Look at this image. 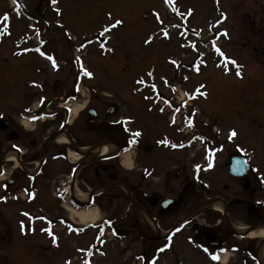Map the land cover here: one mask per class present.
<instances>
[{"label":"flooded vegetation","instance_id":"1","mask_svg":"<svg viewBox=\"0 0 264 264\" xmlns=\"http://www.w3.org/2000/svg\"><path fill=\"white\" fill-rule=\"evenodd\" d=\"M261 26L264 28V19ZM57 39L56 47L50 42L41 49H6L12 57L28 60L21 66L26 74L15 76L9 96L5 98L4 93L0 97V180L9 175L0 185L9 193L12 213L21 224L32 225L36 218L46 216L45 225L48 227L49 221L58 231L52 235L64 238L72 236L73 229H84L73 210L81 212L97 206L102 214L108 208L109 213L98 226L108 222L112 227L107 228H116L118 233L136 232L142 254L148 255L152 249L174 248L173 238L178 234L175 226L182 215H189L180 226L189 240H198L217 253L231 248L239 257L237 264H264V237L248 235L264 227L261 172L250 170L245 177L234 180L224 175V168L239 148L220 144L219 137H207L205 141L210 143L203 150L172 151L158 145L159 130L150 129L147 122L149 116L157 124L153 120L159 117L158 111L134 108L132 122L126 126L121 116L109 117L105 114L107 107L113 106L116 115L121 102L98 89L101 81L96 74L87 80L80 70L81 64L90 70L95 68L96 61L88 58L91 48L82 49L80 43L61 36ZM254 50L264 52V47ZM49 57L57 65H52ZM76 108L79 110L74 114ZM32 117L37 119L32 121ZM195 126L208 134L203 124L196 122ZM135 129L141 132L133 162L137 169L124 167L122 157ZM62 135L68 139L65 144L58 142ZM105 143L115 144L117 151L103 155L100 151ZM212 148L222 157L220 175H211L217 182L203 184L202 179L200 182L199 177H193V156L200 161ZM71 153L78 159L73 160ZM66 189L71 194L75 190L88 193L90 201L82 203L71 198L62 202L54 197L56 191ZM212 200L225 207L222 216L206 205ZM43 204L54 209L37 214L29 207L36 205L41 210ZM22 213H29L30 219ZM232 223L247 224L248 229L241 233ZM210 231L216 233L213 246L207 242Z\"/></svg>","mask_w":264,"mask_h":264},{"label":"rangeland","instance_id":"2","mask_svg":"<svg viewBox=\"0 0 264 264\" xmlns=\"http://www.w3.org/2000/svg\"><path fill=\"white\" fill-rule=\"evenodd\" d=\"M11 1L13 0H0V17L8 15L0 18V97L5 93V98L9 96L14 77L26 74L21 66L28 62L26 57H12L6 49L12 47L15 50L28 46L30 37L36 32L33 30L37 27V22L24 14L29 10L27 0H14L19 6L22 4L23 10L12 8L10 12ZM28 1L35 16L51 21L52 29L49 32L54 38L52 46L56 47V42L59 41L56 24L72 41L90 36L102 37V46L95 44L96 47L101 46V50L96 48L98 52L91 51L88 58L98 63L95 66L100 80L106 77L109 81L105 82L106 86L100 85L102 90L113 96H121L119 99L123 106L118 111V116L132 115L134 107L147 108L144 105L152 104V100L149 102L146 96L152 93L155 86L174 102L181 101L185 96L183 91H186L187 96L195 97L192 110L197 118L222 131L232 129L236 133V140L250 147L255 158L263 159V162L254 161L263 175L264 64H255L254 67V63L247 59L248 53H245L254 52V47H264L262 5L253 0H218L221 12L229 14L227 21L220 24V27L217 25L219 14H216L218 10L213 0H169L175 1L181 12L192 14L189 19L191 25L183 28V31L180 28L182 21L177 15L169 14L163 0H57L58 5L54 10L59 12V17L52 11L53 7L48 0ZM43 9L45 14L41 12ZM117 20L122 23L113 27ZM212 20H216V23H212ZM196 26L202 27V31ZM208 29H212L220 37L225 51L236 55L245 63L242 77L234 76L232 69L220 70L216 67L217 59L213 58L209 45L211 37L204 34ZM106 31L110 35L109 39L102 36ZM201 55H204L203 58H199ZM225 64L226 61L222 63ZM89 66L93 67L92 64ZM195 86L203 87V93L196 94L192 91ZM139 88L136 95L135 89ZM142 98L145 103L142 101L140 104L139 100ZM172 106L176 107L177 104ZM160 116L153 120L157 124L148 116L150 129L161 128V131L176 137V141L181 135L183 141L187 139L182 132L179 131L180 135L174 128L169 130L166 125L162 126ZM197 130L196 132H200L199 126ZM206 130H210V127ZM225 136L226 133H222V141H225ZM158 138L164 137L160 135ZM123 158L128 166L137 169L129 158ZM217 175H220V169ZM224 175L227 176L225 168ZM208 179L213 182L218 180L209 175ZM8 196L9 194H2L0 190V264H61L70 262L71 258L75 260V264H81L78 261L81 256L75 248L87 246L93 240V233L86 235L88 237L72 236L57 242L46 238L45 233H39L42 228L36 231L37 235L34 237L24 236L21 225L16 224L18 219L12 213L13 207L7 201ZM21 207L22 205L18 206ZM29 207L37 211V214L42 210L54 209L45 205L39 207L41 210L36 205ZM15 209L17 210L16 207ZM107 213L108 208L102 211L99 218L105 217ZM122 234L124 233L119 232V238H114L113 243L105 246L106 255L99 257L96 264H145L143 258H138L142 254V245L135 234ZM187 236L180 230L173 238L176 240L174 248L165 247V252L150 250L149 255L157 257L154 264H178V261L184 264H213L208 257H203L198 244L191 242ZM71 248L74 249L72 252ZM125 249L130 251L125 252ZM145 258L149 260L150 257ZM238 259V256H231L229 264H237Z\"/></svg>","mask_w":264,"mask_h":264},{"label":"bare ground","instance_id":"3","mask_svg":"<svg viewBox=\"0 0 264 264\" xmlns=\"http://www.w3.org/2000/svg\"><path fill=\"white\" fill-rule=\"evenodd\" d=\"M78 110H79V108H76L74 114H77ZM61 142L62 143H65L66 142V138L65 137H62ZM109 152H110V146H107V147H105L103 149V154L104 155L105 154H108ZM71 155H72L73 160L78 159V157H76L74 154L71 153ZM129 156L130 155L126 156L125 158H129ZM129 163H130V161H129ZM73 214L81 222H86L87 220H90V219L97 220V218H98V212H97V210H93V209H90V210H87V211H81V212L73 211ZM262 233L263 232H261V234ZM252 235H254V233ZM226 259H227V257H224V263L226 262Z\"/></svg>","mask_w":264,"mask_h":264},{"label":"snow or ice","instance_id":"4","mask_svg":"<svg viewBox=\"0 0 264 264\" xmlns=\"http://www.w3.org/2000/svg\"><path fill=\"white\" fill-rule=\"evenodd\" d=\"M53 3H55V0H53ZM122 23V21H119V20H117L116 22H115V24L113 25V27H115V26H117V25H119V24H121ZM107 30V29H106ZM167 35V34H166ZM49 59H51V57H49ZM173 63H175V61H173ZM233 64H235V61H233L232 62ZM237 67H239V66H237ZM240 73H239V71H237V75H239ZM86 75H89V76H91V73H86ZM149 75H151V73H149ZM134 135L135 136H139L140 135V133L139 132H137V133H134ZM236 135V133H235V131H233L232 133H231V136L229 137V138H231L232 136H235ZM134 142V141H133ZM161 251H163V249H161ZM213 259H218V257H216V256H213L212 257ZM153 264H154V261H153Z\"/></svg>","mask_w":264,"mask_h":264}]
</instances>
